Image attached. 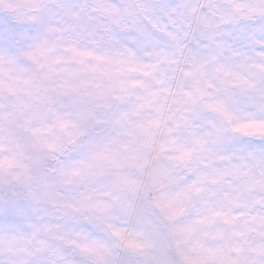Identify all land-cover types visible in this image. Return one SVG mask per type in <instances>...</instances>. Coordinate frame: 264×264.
Returning a JSON list of instances; mask_svg holds the SVG:
<instances>
[{"label": "clouds", "instance_id": "9594fccd", "mask_svg": "<svg viewBox=\"0 0 264 264\" xmlns=\"http://www.w3.org/2000/svg\"><path fill=\"white\" fill-rule=\"evenodd\" d=\"M0 264H264V0H0Z\"/></svg>", "mask_w": 264, "mask_h": 264}]
</instances>
